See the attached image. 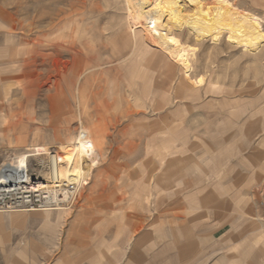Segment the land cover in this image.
Listing matches in <instances>:
<instances>
[{
	"label": "rangeland",
	"instance_id": "374dc122",
	"mask_svg": "<svg viewBox=\"0 0 264 264\" xmlns=\"http://www.w3.org/2000/svg\"><path fill=\"white\" fill-rule=\"evenodd\" d=\"M127 1L0 0V167L24 161L32 174L46 178L49 159L33 156L34 148L58 152L83 130L93 140L96 162L86 182L108 163L131 176L138 152L129 146L145 143L143 130L178 128L189 117L183 125L194 130L206 125L218 137L210 121L223 114L244 131L264 127V40L257 44L245 35L244 42L254 45L249 51L231 43L226 30L247 13L260 21L264 36V0H226L224 8L217 0L179 1V18L165 14L161 20L174 59L142 28L133 37ZM168 1L147 0L144 9L165 8ZM197 13L210 23L221 21L206 27L203 37L186 25L177 27ZM191 86L196 90L188 102ZM259 255L264 264L261 239Z\"/></svg>",
	"mask_w": 264,
	"mask_h": 264
},
{
	"label": "crops",
	"instance_id": "0c3cea01",
	"mask_svg": "<svg viewBox=\"0 0 264 264\" xmlns=\"http://www.w3.org/2000/svg\"><path fill=\"white\" fill-rule=\"evenodd\" d=\"M218 118L143 130L132 175L100 165L73 209L0 211V264H259L264 127Z\"/></svg>",
	"mask_w": 264,
	"mask_h": 264
},
{
	"label": "bare ground",
	"instance_id": "6f19581e",
	"mask_svg": "<svg viewBox=\"0 0 264 264\" xmlns=\"http://www.w3.org/2000/svg\"><path fill=\"white\" fill-rule=\"evenodd\" d=\"M128 1H129L128 4L130 5L128 7H130V13H131L130 15H131V20H132V22L130 23V32L134 33L133 37L135 35L136 30L139 28H142V31H139V32L152 35V37L155 39L157 48L162 50L164 52V54L166 53L171 59H174V55H175L174 49L172 48V46L169 42V38L163 32L164 25L161 23V20L165 14H167L170 18L177 20V17L179 15V10L177 8V4L179 1L183 2V3H185L186 1H184V0H169L168 2H164L162 4L165 6V8L164 7L159 8L158 7L159 4H158L152 10H150V9L145 10L144 9V5L147 2V0H128ZM187 1H189L191 3H198L197 0H187ZM217 1H218V3H217ZM217 1H216V3L218 5H220L221 7L223 6V4L228 5L226 0H217ZM156 2H157V0H156ZM222 8H224V7H222ZM216 9H218L219 11L221 10V8H218V7H216ZM219 13H221V12H219ZM225 13L229 14L230 10L227 9V10L223 11V14H225ZM197 15L199 16L198 13H197ZM198 16H193L192 18L188 17L189 19L187 21H184V22L181 21V22L177 23L176 25L178 28H180L182 25H186L187 27H189L191 29L192 32L197 34L196 36L203 37L206 34L205 31H207L206 27H210L213 24L215 25L216 23H219V20L221 19L219 17H218L219 19L216 18L215 20L212 18V22L210 23V22H208V21H210V19L209 20L207 19L208 21L206 20L207 21L206 22L205 20H202L203 19V18H201L202 16H199V17ZM230 16L233 17V15H230ZM199 18H201V19H199ZM168 20H169V18H168ZM170 21H172V20L170 19ZM170 21L167 23H170ZM232 22L233 23L231 26L226 27V30H228L227 33H229V35L227 36L228 40L231 43L233 42L236 45H241V46L245 47L249 51H255V49L252 48V47H254V45L251 44V42L250 43L244 42L243 38L245 35H249L250 37H253V39L255 41H257V44H259L260 42H263L264 36L260 32V23H259L260 21L257 18L253 17L252 15H249L247 13H243V14H238V16L233 18ZM219 25H221V22ZM140 26H142V27H140ZM173 28H174V26H173ZM175 29H177V28H175ZM216 29H217V27H216ZM218 30H221V29L219 28ZM207 32H209V31H207ZM222 32H224V31H222ZM215 37H217V35H215L213 38H215ZM210 39H211V37H210ZM151 98H152V96H151ZM150 102H151V100H150ZM92 141H91L90 137L88 136L87 132L82 130V131H80V133H79L78 137L76 138V140L74 141V143L72 145H70L69 147H66V146L61 147L60 146V150L58 152H51V151H47L45 148L39 146V147L34 148L33 156H35V157L47 156L48 157L49 164H50L49 167H50V170L52 173L51 177L53 176L52 177V183H54L55 180H59V179H64L67 182H77L81 179L84 182L85 179L89 176L90 168L96 164V162L94 161L95 153H94L93 148H92V146H93ZM22 160H24V157ZM89 163H91V165L88 166ZM26 166L27 165L25 164L24 161L19 162L17 165H10L9 164V165L3 166L0 170V176L2 177V179H5V181L7 182V185L5 186V188L0 189V192H6L8 195L11 192H15L18 189V187H16L17 184H14V183H16V180L18 178L13 180L12 176H14V177L15 176H18V177L22 176V178L25 179L26 183H25V186H22L21 190H19L18 192L21 191L22 193H25V194L33 193L35 191L34 187H38V186H33L32 184L28 183L29 179L26 178V176H24V174L27 172L26 170L28 169ZM37 177L39 178V180H44V178L40 175H38ZM49 188H52L50 190V191H52L53 188H56V186H54V184H53L52 186H49ZM58 210H60V209H58Z\"/></svg>",
	"mask_w": 264,
	"mask_h": 264
},
{
	"label": "built area",
	"instance_id": "2783aa9c",
	"mask_svg": "<svg viewBox=\"0 0 264 264\" xmlns=\"http://www.w3.org/2000/svg\"><path fill=\"white\" fill-rule=\"evenodd\" d=\"M8 164L16 165V163H4L1 167ZM0 167V168H1ZM24 174L28 178V183L34 187V192L31 194L22 193V186H25V179L18 176H12V179H16V187L18 189L15 192H11L9 195L6 192H0V211H34V210H58L61 208L69 209L73 207L76 201L77 194L85 187L86 181L81 179L77 182H67L64 179L55 180L52 183L51 170L49 167V175L44 180H39L38 175L32 174L29 169ZM22 178V179H21ZM18 182V183H17ZM86 182V183H85ZM56 186L52 188L49 186ZM7 182L0 176V189L5 188ZM40 185V186H39ZM14 186V185H13ZM12 189V188H11ZM262 214H264V200L260 203Z\"/></svg>",
	"mask_w": 264,
	"mask_h": 264
}]
</instances>
